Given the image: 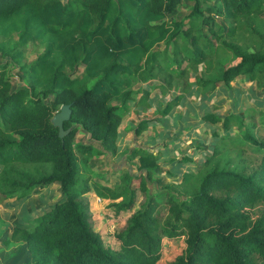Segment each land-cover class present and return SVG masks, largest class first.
I'll use <instances>...</instances> for the list:
<instances>
[{
  "label": "trees",
  "instance_id": "1",
  "mask_svg": "<svg viewBox=\"0 0 264 264\" xmlns=\"http://www.w3.org/2000/svg\"><path fill=\"white\" fill-rule=\"evenodd\" d=\"M180 3L0 0V54L28 81L13 88L8 63L0 64V204L54 182L64 195L29 227L14 226L4 242H25L35 264H156L163 239L181 236L186 248L167 264H264V211L253 220L247 210L264 205V158L248 174L238 166L205 173L194 184L197 191L179 203L166 196L171 217L162 223L157 217L161 204L150 196L115 233L118 249L105 246L93 231L89 204L81 198L90 190L102 199L120 198L114 203L119 213L132 207L135 188L148 191L147 179L157 172L159 155L142 146L127 154L138 160L140 173L125 174L126 183L119 188L96 181L79 187L78 154L99 151L74 138L83 129L115 153L121 117L130 102L150 108L149 81L157 74L167 73L164 79L170 82L173 75L203 65L212 77L201 76L195 84L208 98L239 76L264 89V0H192L185 20H166ZM240 34H249L251 50L236 42ZM42 42L43 50L25 62L27 45ZM161 42L164 47L155 49ZM226 54L239 61L225 66L216 59ZM79 66L82 71L74 75ZM183 99V93L173 96L159 115L170 116ZM62 105H70L71 114L60 131L52 117ZM151 119L142 118L134 133L141 134ZM202 124L204 132L218 125L224 131L222 141L233 125L242 127L244 121L242 114L222 117L207 109ZM211 134L218 135L215 127ZM219 146L214 145L213 155ZM211 155H203L206 163ZM181 162L192 164L188 158ZM180 179L189 185L194 174L183 171Z\"/></svg>",
  "mask_w": 264,
  "mask_h": 264
},
{
  "label": "rangeland",
  "instance_id": "2",
  "mask_svg": "<svg viewBox=\"0 0 264 264\" xmlns=\"http://www.w3.org/2000/svg\"><path fill=\"white\" fill-rule=\"evenodd\" d=\"M65 1V0H63ZM190 0H184L174 16L175 20L184 18ZM264 19V12L261 14ZM249 34H240L236 42L243 47L250 48ZM12 47L11 45L9 46ZM163 44L157 46V49ZM44 48V43H30L24 53V61L31 62ZM218 59L223 65L229 66L237 63L238 58L231 54L223 55ZM8 63L7 75L12 87L28 83L25 76L19 74L17 67L9 57H2L0 64ZM82 71L79 66L74 75ZM183 76L173 75L170 82L164 79L167 74H157L149 81L151 90L149 99L150 108H135L129 103L128 111L121 117L117 151L111 153L102 148L89 134L79 129L74 142L92 143L99 153L92 156L78 154V186L85 182L96 181L112 187L119 188L126 183L125 174L136 176L140 173L137 159H128L127 154L135 146H142L152 153L158 154V169L152 178L147 179L148 191L141 192L135 188V199L128 210L116 213L114 203L119 199H102L90 190L82 195V199L89 204V222L94 232L98 233L105 246L112 249L119 248V241L115 233L128 225V220L137 211L141 210L150 196L157 197L161 204L157 211L159 223L171 217L168 206L165 204L166 196L171 195L175 201L181 202L188 194L197 191L194 185L201 177L213 169H233L238 166L247 174L252 172L264 158V89L256 82L244 76L237 77L227 88H217L211 97L200 94L196 87L199 77H212V74L203 72V65L198 68H188ZM93 82V81H92ZM90 81L89 84L92 83ZM141 88L139 85L135 89ZM183 93L184 99L175 107L170 116L161 117L159 113L164 105L173 96ZM49 102V98H44ZM212 109L220 116L228 114H242L244 124L242 127L233 125L229 135L220 140L223 130L218 125L217 136L211 134V128L204 132L202 116L205 110ZM60 110V109H59ZM58 112V111H57ZM55 112V114L57 113ZM54 114V115H55ZM54 115L52 117L53 122ZM142 118H152L148 127L139 135L134 129ZM214 145H220L219 151L212 154ZM212 154V155H211ZM209 155V161L206 159ZM182 158L191 160V167H185ZM193 162H198L197 165ZM203 162V163H202ZM244 164L245 168L242 167ZM188 168L194 174L192 183L184 186L181 183L182 170ZM135 185L133 184L132 187ZM64 195L58 182L36 187L25 198H11L0 204V264H35L31 261L26 245L22 241H8L12 228L17 225L29 227L32 220L47 209L61 201ZM253 220L260 217L264 205L258 203L247 209ZM186 248L184 236L167 239L162 243V253L156 264H167L176 256L181 255Z\"/></svg>",
  "mask_w": 264,
  "mask_h": 264
},
{
  "label": "water",
  "instance_id": "3",
  "mask_svg": "<svg viewBox=\"0 0 264 264\" xmlns=\"http://www.w3.org/2000/svg\"><path fill=\"white\" fill-rule=\"evenodd\" d=\"M70 114V105H62L60 110L54 115V124L58 125L60 131L63 128V122L70 118Z\"/></svg>",
  "mask_w": 264,
  "mask_h": 264
},
{
  "label": "crops",
  "instance_id": "4",
  "mask_svg": "<svg viewBox=\"0 0 264 264\" xmlns=\"http://www.w3.org/2000/svg\"><path fill=\"white\" fill-rule=\"evenodd\" d=\"M183 3H184V0H181V3L177 6V8L172 12V13H170V14H168L167 16H166V20H173V21H181V20H185L186 19V17H187V15H188V13H189V11H190V9H191V6H192V0H190V2H189V4H188V7H187V11H186V13H185V15H184V18L183 19H180V20H175V19H173L172 17H170V15H172V16H174V14L176 13V11L178 10V8H180L182 5H183ZM160 22V21H159ZM160 44H163L162 42L161 43H158L156 46H155V49H157V46L158 45H160ZM163 47H164V45H163ZM162 47V48H163ZM162 48H160L159 47V49H162ZM140 85V84H139ZM139 85H137V87L139 86ZM141 86V85H140ZM182 163V162H181ZM184 165H185V167H191V166H189V162L188 163H183ZM182 171H188L189 172V170H188V168H185V169H183ZM8 200V199H7ZM12 232V231H11ZM10 235H11V233L9 234V237H10ZM8 237V238H9ZM7 238V239H8ZM165 240H167V238H164L163 239V242L165 241ZM24 243V245H26L25 244V242H23ZM26 247V246H25Z\"/></svg>",
  "mask_w": 264,
  "mask_h": 264
}]
</instances>
